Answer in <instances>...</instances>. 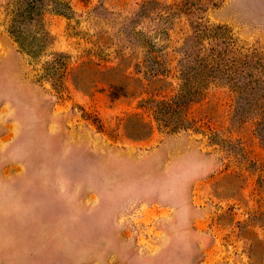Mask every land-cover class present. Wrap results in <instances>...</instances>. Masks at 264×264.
Segmentation results:
<instances>
[{
	"label": "rangeland",
	"instance_id": "rangeland-1",
	"mask_svg": "<svg viewBox=\"0 0 264 264\" xmlns=\"http://www.w3.org/2000/svg\"><path fill=\"white\" fill-rule=\"evenodd\" d=\"M21 2L0 264H264V0Z\"/></svg>",
	"mask_w": 264,
	"mask_h": 264
},
{
	"label": "trees",
	"instance_id": "trees-1",
	"mask_svg": "<svg viewBox=\"0 0 264 264\" xmlns=\"http://www.w3.org/2000/svg\"><path fill=\"white\" fill-rule=\"evenodd\" d=\"M42 0H22L21 4L24 6L25 9V18L26 20H32L33 18L30 17L31 12L37 8V5L41 3ZM15 23L13 21V25L11 27V34L13 35V37L15 38L16 43L18 44L19 48L26 53L29 56H32L35 52V49H32V44L29 41V39H27V37L24 35V33L22 31H20L19 27H15ZM111 98H116L115 97V91L116 88L115 87H111Z\"/></svg>",
	"mask_w": 264,
	"mask_h": 264
}]
</instances>
